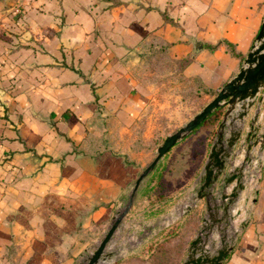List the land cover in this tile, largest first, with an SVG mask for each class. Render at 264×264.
Segmentation results:
<instances>
[{"label": "crops", "instance_id": "0c3cea01", "mask_svg": "<svg viewBox=\"0 0 264 264\" xmlns=\"http://www.w3.org/2000/svg\"><path fill=\"white\" fill-rule=\"evenodd\" d=\"M263 22L264 0H0V264H82L126 209L107 254L128 252L119 239L129 220L157 204L141 207L152 178L135 191L143 166L107 141L155 98L138 70L147 46L169 44L172 59H191L184 77L219 91ZM258 196L233 216L241 227L221 264H264V179ZM177 205L153 251L174 222L178 231L194 216ZM217 239L203 244L210 255Z\"/></svg>", "mask_w": 264, "mask_h": 264}, {"label": "rangeland", "instance_id": "374dc122", "mask_svg": "<svg viewBox=\"0 0 264 264\" xmlns=\"http://www.w3.org/2000/svg\"><path fill=\"white\" fill-rule=\"evenodd\" d=\"M158 65L151 61L143 62L141 67H138L139 74L140 72L142 74L141 79L154 87L155 98L152 103L133 128L122 132L116 129L107 143L118 148L129 161L142 165L144 169L155 159L158 148L164 140L193 119L219 92L214 90L216 93L211 94L205 91L207 89L199 90L197 81L186 80L187 78H183L179 74L175 75V71L160 68ZM246 104L247 102L243 105ZM215 111L218 113L214 120H206L193 133L181 139L159 161L155 169L145 177L152 179L146 186L145 201L142 202L141 207L151 206L155 202L157 205L154 208L145 209L144 212H139L137 216L133 215L129 220L130 226L125 230L124 238L119 239L121 244L129 245V251L120 258L111 257L101 262L116 264L133 257L147 258L153 252L157 228L162 227L164 221L170 218L169 210L176 204H178L180 215L183 213L182 207L193 205V214L199 219V222L191 230L192 235H195L199 230L200 219L203 215L214 214L215 217L225 218V222H222L224 225L213 228L211 232V234L215 232L218 235L217 240L219 241L222 235H230L236 230L232 221L228 222V219L238 214L239 209L243 211L248 208L253 199L259 197V188L264 179V87L251 101L250 107H242V104L239 103L230 105L226 102ZM243 111L246 113L239 118ZM235 133L240 135L239 138L232 147H227L228 139ZM219 140H221V144H219ZM215 145L224 146L228 156L222 168L215 169L217 177L210 188L204 192L210 193L212 200L210 207L206 203L207 196L200 198L198 192L205 181L206 165L212 162L209 154ZM160 169L164 170V175L170 182L168 188L166 186V190L170 191L167 190L168 193L163 199L166 201L161 205L157 203L162 200H159L158 194L154 190L156 178H153L156 170ZM231 174H235L236 178L228 182ZM239 183L243 186L237 190ZM235 191L234 201L232 200L228 204L227 201L223 202V195L229 196ZM244 202L248 204L246 207L242 205ZM161 212L164 215L160 217ZM121 214L122 211L117 214L116 219ZM155 214L158 215L155 216ZM149 215H154L151 221H147ZM124 217L126 215L123 216L122 221L125 219ZM179 222L172 224L173 229L166 236L169 237L172 232L177 230L176 228L180 226ZM159 242L156 241V243ZM141 244H146L147 251L132 256L131 251ZM187 248L189 249V246ZM108 251L107 247L105 255ZM94 252L95 250L85 257L82 263L87 262ZM117 254H121V252H117Z\"/></svg>", "mask_w": 264, "mask_h": 264}, {"label": "water", "instance_id": "95a60500", "mask_svg": "<svg viewBox=\"0 0 264 264\" xmlns=\"http://www.w3.org/2000/svg\"><path fill=\"white\" fill-rule=\"evenodd\" d=\"M257 44L248 52L247 56L244 58L243 66L239 69L237 74L233 76L229 81H227L213 98L193 119H191L187 124L181 127L178 131L170 134L158 148V154L152 163L147 166L140 177L138 178L135 186V191L139 188V185L144 180V178L155 169L159 161L168 153L170 150L184 137L193 133L198 127H200L207 118L222 104L229 103L234 105L236 103L242 104V107H250L251 101L256 98L259 91L264 87V22L262 23L260 30L257 34ZM247 102L246 105H243ZM246 111L240 114L241 118ZM239 134L231 135L227 141V147H232L234 142L239 138ZM221 144V140H219ZM228 153L226 152L224 146L215 145L211 149L209 157L211 158V164L206 165V176L204 184L201 190L198 192V197L203 198L207 196V203L211 207L212 200L210 198V193H204L206 189L210 188L211 184L216 179L215 169H221L225 164L226 157ZM220 172V171H219ZM236 178L235 174H231L228 182H231ZM242 184L239 183L237 190L242 188ZM236 198V191L231 193L229 196L223 195L222 200L229 199L231 202ZM193 205H188L184 211L187 213L191 211ZM128 209L122 212L121 216L116 219L110 229L107 231L104 238L101 240L99 246L93 253V255L84 264H98L101 261H106V259L111 258L113 253L105 255V250L112 240L116 230L121 224L123 216L127 213ZM233 217L228 219V222L232 221ZM222 222H225L224 217H215V215H209L204 218V224L201 231L198 233L194 241L192 242V248L188 256V260L184 264H221L224 258L232 250L235 237L237 235L236 230L230 235L224 234L220 237V244L216 250V253L210 255L205 249H203V244H208L209 237L213 228L217 226H223ZM238 226V228H240ZM202 243V244H201ZM201 244V246H200ZM200 252L199 256L195 257ZM83 264V263H82Z\"/></svg>", "mask_w": 264, "mask_h": 264}, {"label": "trees", "instance_id": "16d2710c", "mask_svg": "<svg viewBox=\"0 0 264 264\" xmlns=\"http://www.w3.org/2000/svg\"><path fill=\"white\" fill-rule=\"evenodd\" d=\"M226 45L228 46V50H230L232 55H237L234 48L230 44L227 43ZM168 47L169 44L163 42L147 46L146 51L143 54L146 58L144 62L154 61V64H159L158 67L173 70L175 71V75L179 74L181 77L186 78L183 76L182 72L187 64L191 62V59L188 57L178 60L172 59L169 56ZM186 80L191 79L187 78ZM198 85L199 90L207 89L205 91L211 94L216 93V91L213 89L203 87L199 83ZM217 113L218 111H214L209 116L207 121L214 120ZM89 140H92L90 142L94 143L92 138H89ZM127 162L137 164L135 162L129 161L128 159ZM153 178H156V187L154 190L157 192L159 200H163L164 197H166L165 194L168 193L167 190L170 191L169 189L166 190V186L168 188L170 182H168L164 175V170L162 169L156 170L155 176H153ZM197 222H199L197 217L192 216L189 218L181 230L172 232L169 237L160 241L155 247L154 251L147 258L133 257L116 264H181L184 259V252L187 249L188 242L193 233L191 230L196 226Z\"/></svg>", "mask_w": 264, "mask_h": 264}, {"label": "built area", "instance_id": "2783aa9c", "mask_svg": "<svg viewBox=\"0 0 264 264\" xmlns=\"http://www.w3.org/2000/svg\"><path fill=\"white\" fill-rule=\"evenodd\" d=\"M236 232H237V235L239 234V228H236ZM237 235H236V237H235V240H236V238H237Z\"/></svg>", "mask_w": 264, "mask_h": 264}, {"label": "bare ground", "instance_id": "6f19581e", "mask_svg": "<svg viewBox=\"0 0 264 264\" xmlns=\"http://www.w3.org/2000/svg\"><path fill=\"white\" fill-rule=\"evenodd\" d=\"M99 264V263H98ZM101 264H107V263H101Z\"/></svg>", "mask_w": 264, "mask_h": 264}]
</instances>
